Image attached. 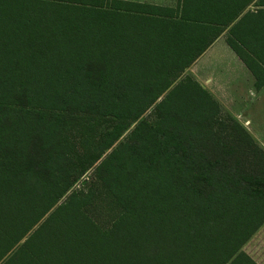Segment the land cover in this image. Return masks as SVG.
Segmentation results:
<instances>
[{"label":"trees","instance_id":"1","mask_svg":"<svg viewBox=\"0 0 264 264\" xmlns=\"http://www.w3.org/2000/svg\"><path fill=\"white\" fill-rule=\"evenodd\" d=\"M230 24L261 88L264 0H0V264H258L264 148L181 78Z\"/></svg>","mask_w":264,"mask_h":264},{"label":"crops","instance_id":"2","mask_svg":"<svg viewBox=\"0 0 264 264\" xmlns=\"http://www.w3.org/2000/svg\"><path fill=\"white\" fill-rule=\"evenodd\" d=\"M134 3H144L156 6L176 7L183 0H125ZM190 3H199L201 0H188ZM254 1L248 4V8L254 7ZM217 35V38L197 57L188 67V72L212 96L219 102L222 110L231 111L250 132L248 127L253 125L251 119L242 121L235 112L236 104L244 102L247 97L264 89L256 86V79L238 56L235 50L228 44V28ZM251 133V132H250ZM252 134V133H251Z\"/></svg>","mask_w":264,"mask_h":264},{"label":"rangeland","instance_id":"3","mask_svg":"<svg viewBox=\"0 0 264 264\" xmlns=\"http://www.w3.org/2000/svg\"><path fill=\"white\" fill-rule=\"evenodd\" d=\"M187 74H189L188 70L183 73L181 78L186 77ZM164 95H162L159 100L164 97ZM153 111L154 106L148 109V111L145 113V116H151ZM230 112L231 111L228 110H222V115H226ZM235 112L239 114L242 121L246 118L252 120L253 125L248 128L256 142L264 148V89H262L259 93L255 92L254 94H251L250 97H247L244 102L237 103ZM79 185L80 184L77 186ZM102 221L103 218H101L100 222ZM242 249L248 253L258 264H264V223L243 245Z\"/></svg>","mask_w":264,"mask_h":264}]
</instances>
